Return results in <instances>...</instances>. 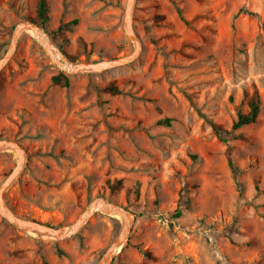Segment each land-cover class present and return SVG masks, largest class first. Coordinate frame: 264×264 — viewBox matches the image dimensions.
<instances>
[{
    "label": "rangeland",
    "instance_id": "obj_1",
    "mask_svg": "<svg viewBox=\"0 0 264 264\" xmlns=\"http://www.w3.org/2000/svg\"><path fill=\"white\" fill-rule=\"evenodd\" d=\"M38 1L0 0V58L16 24H39ZM47 1L39 26L65 61L135 50L129 0ZM128 18L140 55L105 70L67 72L22 32L0 73V138L26 158L4 203L56 227L99 199L124 208L132 229L109 264H264V0H132ZM257 95V120L233 130ZM17 160L0 146V186ZM123 224L96 210L56 239L0 214V264H96Z\"/></svg>",
    "mask_w": 264,
    "mask_h": 264
},
{
    "label": "water",
    "instance_id": "obj_2",
    "mask_svg": "<svg viewBox=\"0 0 264 264\" xmlns=\"http://www.w3.org/2000/svg\"><path fill=\"white\" fill-rule=\"evenodd\" d=\"M132 5V0H129L128 4V13H127V20H128V26H129V34L130 36L136 41V48L135 50L129 54L124 55L117 58H111V59H102L98 61H89V62H83L78 65H75L74 71H80L84 69H91V70H105V69H112L121 67L124 65H127L133 61H135L141 52V42L138 40L131 24L129 21V14L130 9ZM26 29H32L35 32L36 38L45 46L48 53L51 55V57L57 62L61 67L64 65V62L57 59L53 50H52V42L49 38V43H43L40 40V37L37 36V33L40 30H43L39 24L33 21H21L14 27L12 40L10 43V46L7 50V52L0 58V73L6 68V66L9 64V62L13 59L16 50L18 48V43L21 37V34ZM48 36V35H47ZM0 146H6L9 148H12L18 152V160L9 174V176L4 180L2 185L0 186V214L3 218H5L10 224L18 226L25 230H30L33 232L43 233V234H49V235H55L59 238H66L68 236L67 228L69 227H56L50 224H46L42 221L32 219V218H25L23 216L18 215L15 213L11 208H9L3 201V194L7 187L15 180L17 177L21 174L26 158H25V151L22 147V145L15 140H9V139H2L0 138ZM101 204L100 207H97L96 205ZM97 208V209H96ZM96 210H102L109 214H121L124 218V224L119 232V234L116 236V238L105 248L101 256L99 257L96 264H109L114 257L117 255L118 251L125 245L127 242L131 229H132V218L130 214L122 207L116 206L110 202L105 201L104 199H99L95 203H93L81 216V218L74 224L76 225L74 228V231L72 234L78 232L82 226L85 224V222L88 220V218L96 211ZM72 227V226H71ZM71 234V235H72ZM120 249L116 251L117 248Z\"/></svg>",
    "mask_w": 264,
    "mask_h": 264
},
{
    "label": "trees",
    "instance_id": "obj_3",
    "mask_svg": "<svg viewBox=\"0 0 264 264\" xmlns=\"http://www.w3.org/2000/svg\"><path fill=\"white\" fill-rule=\"evenodd\" d=\"M49 11H50V7L48 4L47 0H39L38 1V5H37V16H38V23L40 24L41 27H45V24L48 22L49 20ZM179 14L182 16V10L179 8L178 9ZM73 23L76 22H72L70 24H67L66 26H69ZM53 82L54 83H60L63 82L65 86H69V78L66 75H56L53 77ZM108 90H110L111 92H119V88L116 86H110L108 88ZM261 111V99L260 97L257 95L255 97V99H253L250 102V110L247 113H242L240 112L238 115V118L236 120V122L233 125V130H237L240 129L241 127L251 124L253 122H255L260 114ZM163 123H170V119H165L163 121ZM214 130L217 132L218 137L220 139H223V132L221 130L218 129L217 126L214 125ZM227 134L229 132H226ZM232 168L234 170H237L238 168L235 167L234 163L231 161L230 162ZM118 183H121L120 181ZM181 213V212H179ZM29 218V217H28ZM63 252L60 250V254H62Z\"/></svg>",
    "mask_w": 264,
    "mask_h": 264
},
{
    "label": "bare ground",
    "instance_id": "obj_4",
    "mask_svg": "<svg viewBox=\"0 0 264 264\" xmlns=\"http://www.w3.org/2000/svg\"><path fill=\"white\" fill-rule=\"evenodd\" d=\"M30 34L34 35V31H32L31 29H26ZM37 36L40 37V40L43 42V43H49V38L47 35L44 34V32L42 30H40L38 33H37ZM53 48V51H54V54L56 56L57 59L59 60H63L64 62V65L62 66V68L67 71V72H74V69H75V66L71 63V62H67L64 60V58L62 57V54H60L55 47H52ZM97 207H100L101 204H98L96 205ZM97 209V208H96ZM76 225H73L72 227H69L67 228V233H68V236H70L72 234V232L74 231V228H75ZM39 235V234H38ZM42 235H45V234H42ZM48 235V234H47ZM49 238H56V239H60L59 237L55 236V235H48ZM67 236V237H68ZM120 249L117 248L115 252H117L118 250Z\"/></svg>",
    "mask_w": 264,
    "mask_h": 264
}]
</instances>
